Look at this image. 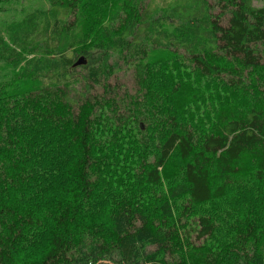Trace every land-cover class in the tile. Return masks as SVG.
Masks as SVG:
<instances>
[{
    "label": "trees",
    "instance_id": "trees-1",
    "mask_svg": "<svg viewBox=\"0 0 264 264\" xmlns=\"http://www.w3.org/2000/svg\"><path fill=\"white\" fill-rule=\"evenodd\" d=\"M99 1L18 6L0 25V264H186L190 231L178 234L175 200L188 216L224 195L243 155L264 167V109L249 101L264 97V6L181 0L165 17L147 0H103L98 11ZM81 56L85 63L75 64ZM173 59L179 66L162 63ZM155 64L165 83L150 75ZM120 69L133 87L112 82ZM214 81L255 96L215 111L199 134L182 120L194 117ZM144 124L163 132L157 146ZM173 155L182 179L149 207L145 191ZM130 159L137 163L128 178L111 180ZM100 205L111 206L109 231L103 218L93 221ZM193 216L197 239L211 236L213 218ZM233 229L227 257L264 264L256 217L236 219ZM39 230L48 234L40 248ZM71 244L77 258L62 262Z\"/></svg>",
    "mask_w": 264,
    "mask_h": 264
},
{
    "label": "rangeland",
    "instance_id": "rangeland-1",
    "mask_svg": "<svg viewBox=\"0 0 264 264\" xmlns=\"http://www.w3.org/2000/svg\"><path fill=\"white\" fill-rule=\"evenodd\" d=\"M0 6L3 5L4 8L0 9V25L1 23H5L7 20H10L11 15L15 14L18 6L23 7H33L35 4H40L43 0H12V1H0ZM179 2V3H178ZM181 0H147L153 15L156 13H164V16L167 17L169 12L171 11V7L176 4L182 5ZM103 0L99 1L98 11L102 9ZM48 3L44 1V6H47ZM254 6H264V0H254ZM1 8V7H0ZM167 20V19H165ZM172 21L174 24H179V20L173 18ZM116 58V57H112ZM167 60V58H166ZM172 63H168L167 61H163V64H167L169 66L175 65V67L179 66V61L173 59ZM2 68V67H0ZM153 68V69H152ZM150 68V75L155 76L154 79L157 83H165L167 81L166 75L164 72H161L160 66L155 64L154 67ZM4 69L2 68V71ZM183 72L182 76H187L190 73V69L188 67H181ZM123 73L122 69L117 72L113 76L112 82L115 80H121V82H125L129 88L133 87V83L128 80V77L125 75H121ZM193 81V76L190 77ZM247 90L241 86L228 88L222 85V82L218 83L214 81V86L212 89H209L204 94V100L201 104H199V109L194 112H189L190 115H194L192 119H186V121L182 120V123L189 124L187 121H191L194 124L195 131L199 134L203 133L204 130L209 128L210 125L213 124L212 117L214 116L215 111H218L221 108L231 107L232 109H239L243 100H247L250 97H254L252 94L253 90L249 87H246ZM259 96L254 98H250L249 101L252 103H258L261 108L264 109V97ZM261 102V103H260ZM187 118V117H186ZM154 127V124H152ZM145 133H149L153 136L150 145L154 144L157 146V143L160 141V135L163 133L159 129L158 126L156 131H153V127L147 130L146 124ZM106 138L103 137V140ZM147 150V155L151 154L153 148L144 147ZM129 150V146L127 145L124 149V152ZM131 151V150H130ZM128 151L127 153L129 154ZM152 158H150V161ZM137 161L134 159H130L128 163L124 166V169L115 168V174L111 177V180L114 177L127 179L130 173L133 171L131 166H135ZM128 164V165H127ZM238 168V174L234 175L231 179L232 184L227 188L224 195L220 198L213 199L212 201L196 205L195 210L192 214L183 216L179 214L178 209L182 208L180 205V199L175 200V216L174 220L176 224V228L178 230V234L181 238L185 232L190 231L189 240H190V249L186 250L188 262L186 264H237L234 259H229L227 256V252L231 251L230 248L233 245L232 238L234 236L235 230L233 229L234 221L238 218H243L248 214H251L252 217H256L258 226L261 232V235L264 237V167L261 165L253 164L251 161V155L245 154L240 160L236 163ZM259 167V169L257 168ZM126 171V173H125ZM182 171H183V162L177 155H173L169 159V164L165 169L161 171V180L160 183L156 187H150L145 191L146 197L144 204L152 207L156 202L164 200L168 196L167 187L174 183L175 181H180L182 179ZM61 173V172H59ZM40 192V191H39ZM42 193V192H41ZM37 194V193H35ZM32 196V195H31ZM35 196V195H34ZM33 197V196H32ZM108 200V198H106ZM104 200L101 199V205L104 206ZM29 202L30 199H29ZM107 203H109L107 201ZM100 205V207H101ZM111 206L108 205L106 207H101L97 210L96 216H93V221L96 223L99 221V218H103V222L107 226L106 231H109L107 224V215L109 213ZM200 215H208L211 216L215 222V229L211 236L206 238L197 239L196 231L191 229H196V221L195 217ZM175 227V226H174ZM48 234L44 230H39L35 233V240L33 241V245H38L40 248L41 245L45 244L47 241ZM36 247V248H37ZM78 246L75 244H71L68 248H65L61 254L62 262H70L71 260L76 259L74 257L77 254Z\"/></svg>",
    "mask_w": 264,
    "mask_h": 264
},
{
    "label": "water",
    "instance_id": "water-1",
    "mask_svg": "<svg viewBox=\"0 0 264 264\" xmlns=\"http://www.w3.org/2000/svg\"><path fill=\"white\" fill-rule=\"evenodd\" d=\"M86 59L84 57H79L78 60L75 62V64H82L85 63Z\"/></svg>",
    "mask_w": 264,
    "mask_h": 264
}]
</instances>
